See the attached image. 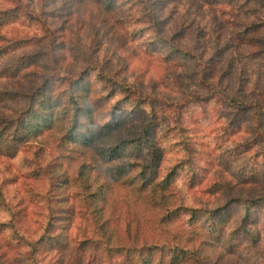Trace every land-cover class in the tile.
Listing matches in <instances>:
<instances>
[{
    "label": "rangeland",
    "instance_id": "1",
    "mask_svg": "<svg viewBox=\"0 0 264 264\" xmlns=\"http://www.w3.org/2000/svg\"><path fill=\"white\" fill-rule=\"evenodd\" d=\"M104 1L0 0V264H135L132 246L154 243L183 247L165 260L149 252L155 264H193L180 254L192 248L206 264H264V121L239 108L264 104V0H145L146 11L109 0L124 4L110 14ZM71 78L97 110L71 141L125 98L117 113L133 115L97 143L124 145L136 171L157 158L156 176L174 173L156 199L128 207L124 187L98 195L112 173L95 180L74 143L59 144L67 102L52 129L20 130L30 95L67 101ZM105 95L112 106L97 102ZM238 198L257 199L246 224Z\"/></svg>",
    "mask_w": 264,
    "mask_h": 264
},
{
    "label": "trees",
    "instance_id": "2",
    "mask_svg": "<svg viewBox=\"0 0 264 264\" xmlns=\"http://www.w3.org/2000/svg\"><path fill=\"white\" fill-rule=\"evenodd\" d=\"M133 3L134 0H130V3ZM138 3H134V7L137 5H144L143 2H146L145 0H137ZM104 6L107 14L113 13L116 11V9H119L121 11L124 10V4L123 3H115V1H104ZM144 7V6H143ZM144 10L146 11L145 7ZM149 17L152 18V20H155V15L151 12H147ZM83 78V77H82ZM81 77L79 78V83ZM106 81H108L107 78H105ZM70 83L67 87L66 91V97L63 99H66L67 101H63L61 98H59V95H55L54 93H50V95L43 92L44 89L38 88V93H33L30 95L31 104L29 103L28 109L26 110V114L19 120V126L20 130L26 134L27 132L32 134V132H44L47 130L52 129L53 125H57L59 121L64 120L65 117H63L62 114V107H64V102L68 103L69 106V112H65V115H70L71 120L66 124V122H63L62 124L65 125V139H67V143H59L60 145H71L69 142L74 143L73 150L70 151V149H67L70 154L79 155L78 157L82 158V164L81 168L93 171L95 173V180H97L96 175H102L105 173H112V176L114 178V181L112 185H109V183H102L100 186V189H98V195H101L102 198L104 196V191H102V188H107L108 190H113L116 188L115 191H111L113 193H116V197L121 196L120 189H123V187L128 190V196L127 197H121L122 202L127 204L128 207L131 206L132 203H137L138 206H143L146 203L152 201L155 198V192L157 190H166L168 189L173 179L170 177H173L171 173L169 174L170 177L166 176L163 178H160L159 176H156L155 173L158 171L157 166L155 164L157 163V158H153L152 164L149 163V165H145L144 167H141L137 171L133 169L134 163L129 161L130 154L124 153V145L121 143H113L112 145L110 143H97L99 138H104L106 136H110L111 133L115 131H119L123 129V126L126 125L125 121L129 116H132L133 112H130L129 116L126 115L123 118H120V115L117 113L123 105V102L126 101L125 98L118 99L116 103L112 106L111 100L112 97H108V95H105L104 97H101V100H98L97 102L100 104V106L103 107H109L112 106V112L111 117L108 118L106 121L101 122L98 127L93 129L91 131V127H88V132L90 133H81L82 134V140L80 143H75V141H71L73 136H75V132L77 133L78 130L83 129V127H86V125H91L92 127L96 124L94 117L97 114V110L93 107H90L88 105L87 99L83 96V91H81L80 87H78L79 83L74 79H69ZM47 84V83H46ZM47 86V85H46ZM116 88L117 84L114 85ZM77 88L79 90H77ZM127 87L122 84V88L120 90L125 92ZM41 93V94H40ZM128 99V97H127ZM235 104H238L237 102H234ZM232 103V105H235ZM240 109L250 108V110H254V113L256 115V119L258 123H262L264 121V104L262 103H247V102H241ZM104 112V111H99ZM56 116V117H55ZM94 118V119H93ZM87 120H90V124H85ZM54 123V124H53ZM45 127V128H43ZM43 129V130H42ZM42 130V131H41ZM152 131L150 124L147 125L145 129V133L142 137H145L148 132ZM31 136V135H30ZM70 139V140H69ZM153 150L152 152L155 153L158 151L155 146H152ZM129 154V156H127ZM88 159H91V161H88ZM100 160V161H99ZM81 169V170H83ZM152 169V170H151ZM109 170V171H105ZM111 170V171H110ZM151 170V171H150ZM157 170V171H156ZM158 174V173H157ZM94 175V174H93ZM155 177V178H154ZM85 186H88V183L85 182ZM112 186V187H111ZM90 194V193H89ZM166 197V196H165ZM164 197V198H165ZM127 200V201H126ZM242 201L243 204L246 206L249 204V202H256L257 199L248 201L245 199L238 198L235 201ZM262 202H264V197H262ZM226 206L222 208H218L214 210L216 211L215 215L216 219L219 222H223V216L231 213V211H226ZM166 209V216L170 220L172 216H170V212L167 213ZM193 210V209H191ZM251 211L248 209V207H245V214L242 219V223L246 224L247 219L250 218ZM50 231V230H49ZM264 232V229L260 233H256V236L259 234H262ZM201 242L198 247L201 246ZM249 245V243H248ZM169 245L162 244H142V245H135L132 246V249L137 254V259L135 261V264H155L154 262V255L148 256L149 252L157 251V256L159 257V260L161 257L165 260L167 258V253L169 252H177L181 251L183 247L177 246V247H170L168 249ZM126 248V247H125ZM130 248V247H129ZM185 253V261L193 262V264H206L207 260L201 256L200 252L197 248H192L191 253L186 252V250L180 252V254ZM173 261H169L170 264H178L176 257ZM134 259V260H135ZM184 261V262H185ZM134 264V261L133 263ZM158 264H163L162 262L158 261Z\"/></svg>",
    "mask_w": 264,
    "mask_h": 264
}]
</instances>
